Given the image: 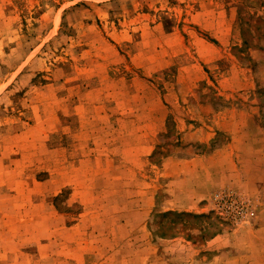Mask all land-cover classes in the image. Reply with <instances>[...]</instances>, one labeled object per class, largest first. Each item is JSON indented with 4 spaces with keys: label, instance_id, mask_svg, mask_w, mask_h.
<instances>
[{
    "label": "rangeland",
    "instance_id": "obj_1",
    "mask_svg": "<svg viewBox=\"0 0 264 264\" xmlns=\"http://www.w3.org/2000/svg\"><path fill=\"white\" fill-rule=\"evenodd\" d=\"M242 126L264 0H0V264H264V174L181 206L162 170Z\"/></svg>",
    "mask_w": 264,
    "mask_h": 264
},
{
    "label": "crops",
    "instance_id": "obj_2",
    "mask_svg": "<svg viewBox=\"0 0 264 264\" xmlns=\"http://www.w3.org/2000/svg\"><path fill=\"white\" fill-rule=\"evenodd\" d=\"M253 132L249 126L233 128L232 136L242 134L245 137L239 139L234 135L228 146L217 148L202 157L201 159L204 160L202 164L196 161L200 159L197 158L199 156L181 159L168 156L162 165V170L163 174L169 177L168 184L172 186V191L182 192V195L177 197L176 205L185 206L189 203H197L209 190L215 187L214 185H219L223 181L226 183L235 179V181L249 183L257 177L248 176L250 180L247 179L243 174L244 169L246 173H249L252 172L251 168L255 167L264 174V155L260 154L264 150L251 151ZM236 139L237 142H235ZM181 172L184 174L181 175ZM188 185L191 186L190 189L186 188Z\"/></svg>",
    "mask_w": 264,
    "mask_h": 264
},
{
    "label": "built area",
    "instance_id": "obj_3",
    "mask_svg": "<svg viewBox=\"0 0 264 264\" xmlns=\"http://www.w3.org/2000/svg\"><path fill=\"white\" fill-rule=\"evenodd\" d=\"M224 197H225V196H224ZM238 203H239V202H238ZM239 209H240V213H241V212L244 213L245 210H246L245 208H241V203H240V208H239Z\"/></svg>",
    "mask_w": 264,
    "mask_h": 264
}]
</instances>
